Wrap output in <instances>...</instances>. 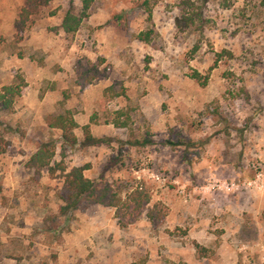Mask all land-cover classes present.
I'll return each instance as SVG.
<instances>
[{"label":"rangeland","instance_id":"rangeland-1","mask_svg":"<svg viewBox=\"0 0 264 264\" xmlns=\"http://www.w3.org/2000/svg\"><path fill=\"white\" fill-rule=\"evenodd\" d=\"M25 2L0 0V89L26 83L0 110V264H264V0H94L74 33L60 25L82 0L19 32ZM58 114L77 146L50 128ZM85 125L101 143L83 144ZM45 144L52 165L147 192L141 215L123 226L82 201L61 216V170L28 166Z\"/></svg>","mask_w":264,"mask_h":264},{"label":"trees","instance_id":"trees-1","mask_svg":"<svg viewBox=\"0 0 264 264\" xmlns=\"http://www.w3.org/2000/svg\"><path fill=\"white\" fill-rule=\"evenodd\" d=\"M51 1L53 0H26L16 20V29L19 32L24 31L32 16L48 6ZM93 2L94 0H82L80 9H77L71 3L69 9L64 14L60 25L61 29L66 33L76 32L83 21L89 17ZM196 16H199V14H196ZM185 20L187 22H194V18L191 15L185 16ZM100 77L96 72L86 75L84 77L85 84H91L94 80L100 79ZM193 77L196 79L198 77L200 80L198 74H195ZM25 84L24 77L19 75L15 83L5 85L0 89V110L8 111L13 109L16 99L22 94ZM48 123L50 128L61 129L63 131L62 139L64 144L75 147L81 143L74 133V129L79 127V124L72 116L68 114L50 115ZM83 130L85 133L84 145L101 143L102 139L93 136L90 125H85ZM9 144L10 142L0 135V154L6 150ZM53 156L54 151L48 145H42L31 155L28 166L34 168L37 172H40L43 168H47L51 173H54L57 168L61 170L65 177L67 188L65 204L60 207L59 211L61 216L69 217L72 215L82 201H86L88 204L100 203L115 207L117 210L116 214L120 218L122 225L128 226L141 215L146 203L149 202L148 193L139 188L129 192L126 198H123L109 186H99L94 180L85 175V171L89 168V165L74 166L70 169L61 162H57L56 166L52 165ZM56 217L58 215L50 216L48 219L54 224Z\"/></svg>","mask_w":264,"mask_h":264}]
</instances>
